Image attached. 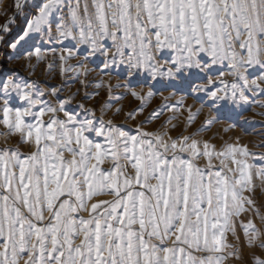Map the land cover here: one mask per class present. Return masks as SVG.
Returning <instances> with one entry per match:
<instances>
[{
    "label": "snow or ice",
    "instance_id": "6c2138e0",
    "mask_svg": "<svg viewBox=\"0 0 264 264\" xmlns=\"http://www.w3.org/2000/svg\"><path fill=\"white\" fill-rule=\"evenodd\" d=\"M3 15L0 264H264V152L204 135L264 129L243 118L264 108V0H12Z\"/></svg>",
    "mask_w": 264,
    "mask_h": 264
},
{
    "label": "rangeland",
    "instance_id": "374dc122",
    "mask_svg": "<svg viewBox=\"0 0 264 264\" xmlns=\"http://www.w3.org/2000/svg\"><path fill=\"white\" fill-rule=\"evenodd\" d=\"M11 3H12V0H3V3L0 4V23L4 22V19H5L4 15H3V9L5 7L10 6ZM8 15L9 16L11 15L10 9L8 11ZM2 55L3 54L0 53V59H2ZM49 59H51V56L49 57ZM33 63H35V61H33ZM5 66L7 68L15 69L21 75L28 77L29 79L39 80L41 82L42 86H44L45 81L47 82L48 85H55V84L59 83V81H60V77L58 75V69L53 71L51 74H48L46 63H41V64L36 65L35 73L33 75H30V70L24 66L23 61L6 63ZM76 86H78V85H76ZM76 86H74V88ZM102 96H103V93H102ZM188 102L191 103V100H189ZM122 103L125 105V110L127 111L129 108L135 107L136 104H138V101H135L131 97H128ZM158 103H159L158 99L154 100L152 102L151 107H155ZM205 111H207V109ZM260 112H264V108H259L256 105H253L249 110H247L244 113L243 118H246L249 120L260 121L261 123H264V116L258 115V113H260ZM145 114H147V113H145ZM168 115H171V114L165 113L164 117H162L161 120L166 119ZM184 115L186 116L187 114L185 113ZM116 119L118 120V122L124 123L123 115H121L120 117H118ZM141 119H142V117H141ZM183 119H184V117L182 116L181 121H183ZM202 119H203V117H201V120ZM127 123H128L129 127H135V124H136V122H133V121H128ZM159 123H160V121H154L152 124L147 126L148 130L155 129L156 127L159 126ZM197 123L199 124V121ZM226 123H227L226 121H221L220 123L213 125L211 131L204 133L205 137H211L214 133L217 134L218 138L214 142L217 145H219L220 143L223 142L221 139H219V137H223L224 140H228L229 137H232L234 139L235 136L239 135L242 137V142L248 144L249 150L251 152H257V153L264 152V148L256 146L260 143H264V138H262L259 135V133L264 132V129H262L259 125H245L244 130H242L241 128H236L233 131L225 132L224 128L226 126ZM178 131H179V129H178ZM173 134H175V133H173ZM2 143H3V138L0 137V144H2ZM15 143H16L15 138H13L12 140L9 141V144L15 145ZM27 150H28L27 146H23L21 148V151H27ZM256 182H257V184L259 183L258 180ZM110 198L111 197H107V196L100 197V199H110Z\"/></svg>",
    "mask_w": 264,
    "mask_h": 264
}]
</instances>
